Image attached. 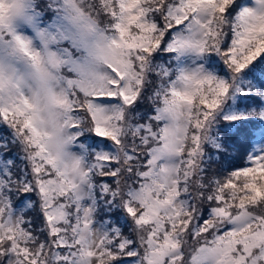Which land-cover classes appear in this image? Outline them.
Segmentation results:
<instances>
[{
    "label": "snow or ice",
    "instance_id": "obj_1",
    "mask_svg": "<svg viewBox=\"0 0 264 264\" xmlns=\"http://www.w3.org/2000/svg\"><path fill=\"white\" fill-rule=\"evenodd\" d=\"M55 12L0 0V264H264V0Z\"/></svg>",
    "mask_w": 264,
    "mask_h": 264
},
{
    "label": "rangeland",
    "instance_id": "obj_2",
    "mask_svg": "<svg viewBox=\"0 0 264 264\" xmlns=\"http://www.w3.org/2000/svg\"><path fill=\"white\" fill-rule=\"evenodd\" d=\"M57 0H34L36 13L41 25H49L55 19V4ZM22 34L33 40V44L39 47V39L31 28L22 30Z\"/></svg>",
    "mask_w": 264,
    "mask_h": 264
}]
</instances>
